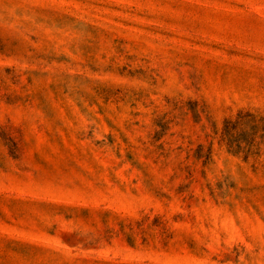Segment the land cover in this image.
<instances>
[{
    "label": "rangeland",
    "instance_id": "1",
    "mask_svg": "<svg viewBox=\"0 0 264 264\" xmlns=\"http://www.w3.org/2000/svg\"><path fill=\"white\" fill-rule=\"evenodd\" d=\"M0 264H264V0H0Z\"/></svg>",
    "mask_w": 264,
    "mask_h": 264
}]
</instances>
